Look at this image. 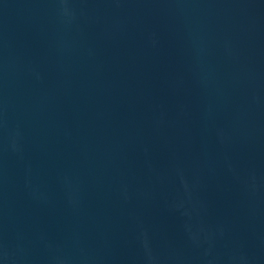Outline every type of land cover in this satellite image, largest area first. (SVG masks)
<instances>
[{"label":"water","instance_id":"95a60500","mask_svg":"<svg viewBox=\"0 0 264 264\" xmlns=\"http://www.w3.org/2000/svg\"><path fill=\"white\" fill-rule=\"evenodd\" d=\"M0 264H264V0H0Z\"/></svg>","mask_w":264,"mask_h":264}]
</instances>
